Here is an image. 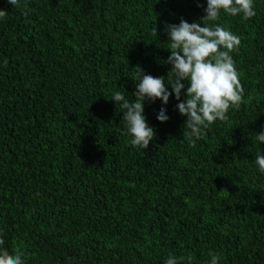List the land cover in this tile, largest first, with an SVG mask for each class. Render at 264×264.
<instances>
[{"label":"trees","instance_id":"trees-1","mask_svg":"<svg viewBox=\"0 0 264 264\" xmlns=\"http://www.w3.org/2000/svg\"><path fill=\"white\" fill-rule=\"evenodd\" d=\"M206 7L0 0V237L23 264H165L170 254L210 264V252L218 264H264V0L250 19L221 12L206 22L241 38L231 55L244 99L195 147L175 94L166 105L145 99L156 133L147 149L131 145L111 100L136 99L140 69L167 80L166 23L204 26Z\"/></svg>","mask_w":264,"mask_h":264},{"label":"clouds","instance_id":"clouds-1","mask_svg":"<svg viewBox=\"0 0 264 264\" xmlns=\"http://www.w3.org/2000/svg\"><path fill=\"white\" fill-rule=\"evenodd\" d=\"M8 3L16 6L18 0H8ZM197 4L199 6V0ZM221 12L231 16L242 14L245 20L256 15L254 0H207L206 15L201 18L204 26L197 22L189 23L183 18L179 24L166 23L169 40L166 49L171 52L166 61L171 65L167 80L164 76L144 74L140 69L137 77H133L137 81L134 101L120 91L112 94L111 100L124 110L123 120L133 137L131 145L147 149L156 135L144 115L145 99H160L166 105L170 96L175 94L180 101L176 105L179 113L187 117L184 127L190 130L184 133V137L192 147L213 123L227 119L230 108L239 109L244 99V88L231 53L238 51L241 38L224 25L206 23L219 21ZM6 16L7 12L0 9V19ZM154 34H158L157 29ZM182 81L188 82L187 87ZM168 85L172 91L168 90ZM185 88L186 99L181 100V90ZM157 119L161 122L169 119L165 108L159 110ZM256 140L264 142V132L257 134ZM256 164L264 173V155L256 156ZM4 244L0 237V264H23L24 253L17 250L10 254ZM209 255L210 264H218L220 257L211 252ZM187 262L192 264L191 256L187 257ZM165 264H180V261L170 254Z\"/></svg>","mask_w":264,"mask_h":264}]
</instances>
